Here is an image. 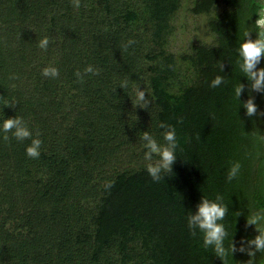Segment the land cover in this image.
<instances>
[{
	"label": "trees",
	"instance_id": "trees-1",
	"mask_svg": "<svg viewBox=\"0 0 264 264\" xmlns=\"http://www.w3.org/2000/svg\"><path fill=\"white\" fill-rule=\"evenodd\" d=\"M258 2L193 0L190 12L207 15L213 38L177 55L168 39L180 0H79L78 7L74 0H0V111L24 117L43 141L31 158L28 139L0 134V264H246V253L219 257L204 248L185 214L202 194H220L235 238L256 234L246 216L264 206L256 172L264 124L244 115L232 89L239 80V99L252 94L264 107L233 54ZM255 19L253 12L246 25ZM43 36L47 50L37 46ZM128 39L136 43L125 49ZM50 64L58 77L42 75ZM89 64L99 74L77 80L75 71ZM9 72L19 79L9 81ZM216 74L226 83L214 88ZM136 84L148 108L135 106ZM10 98L16 103L3 105ZM158 120L176 127L181 150L172 173L157 182L145 162L134 161L143 154L139 132L159 139ZM233 161L241 175L228 182ZM108 180L114 183L105 189Z\"/></svg>",
	"mask_w": 264,
	"mask_h": 264
},
{
	"label": "clouds",
	"instance_id": "clouds-1",
	"mask_svg": "<svg viewBox=\"0 0 264 264\" xmlns=\"http://www.w3.org/2000/svg\"><path fill=\"white\" fill-rule=\"evenodd\" d=\"M75 5L79 6V0H74ZM256 13V19L253 24L246 25L245 21L249 19L252 13ZM255 32V36L251 35ZM134 39H128L124 44L127 49L134 45ZM50 44L48 36H43L39 39L37 46L41 50H47ZM235 63L239 69L240 75L246 78L249 93L255 92L264 96V66L258 67L262 59H264V0H259L257 4L252 6V10L244 20V25L241 29V35L233 48ZM223 70V65L221 64ZM77 80L83 81L85 74H99V69L89 64L81 70L75 71ZM42 75L46 77L56 78L60 75L59 68L55 65H48L42 69ZM8 79L15 82L19 76L15 72H9ZM225 77L221 74H216L210 81V86L217 88L225 84ZM121 88L128 87V81L125 80L119 85ZM134 103L135 106L148 108L151 101L146 95L144 88L139 87V84L134 88ZM233 95L239 101L238 106L244 109V115L258 124H264V107H261L256 97L248 94L247 99L241 101L239 98L245 92V84L238 80L233 89ZM16 101L12 98L8 99L3 105L11 106ZM133 104V101L131 100ZM182 119V118H181ZM156 127L160 131L159 139L152 132H139V139L143 149L144 167L148 175L153 181L164 179L168 173H172L173 163L179 157L178 150H181L180 143L177 137L176 127L163 120L156 122ZM0 134L2 139L8 141L14 138L18 141L28 139L30 142L25 145V154L31 158H38L41 152L43 141L40 139V133L37 131L35 135L33 130L28 127L24 117L12 116L5 118L0 111ZM260 138L264 139V134H260ZM257 170L260 174L261 181H264V161L257 160ZM242 165L239 161H233L226 170V181L232 182L241 175ZM113 180L105 182V189H110L113 185ZM257 190V180L255 178L254 195ZM259 192L264 196V183H261ZM228 204L224 202L222 195L215 196L203 195L195 204V210L189 209L185 214L186 226L192 236H199L202 240L204 248L211 249L219 257H224L229 253L239 251L246 253L249 259L246 264H257V253L259 257H264V206L257 207L255 211H247L246 225L254 226L256 234L251 237H240L236 239L234 236V228L231 231L225 224V219L228 216ZM236 213V212H235ZM239 215L236 213L235 216Z\"/></svg>",
	"mask_w": 264,
	"mask_h": 264
},
{
	"label": "rangeland",
	"instance_id": "rangeland-1",
	"mask_svg": "<svg viewBox=\"0 0 264 264\" xmlns=\"http://www.w3.org/2000/svg\"><path fill=\"white\" fill-rule=\"evenodd\" d=\"M192 1L180 0V5L172 19L173 28L168 39V48L177 55L189 52L192 44L197 41L211 42L213 38L207 30V15H195L190 12ZM182 69L185 70V66H182ZM142 155L135 154L134 162H144Z\"/></svg>",
	"mask_w": 264,
	"mask_h": 264
}]
</instances>
